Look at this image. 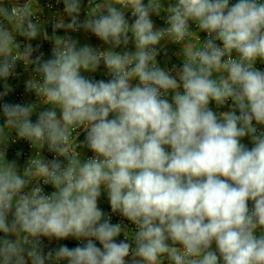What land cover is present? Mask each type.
<instances>
[{
  "label": "clouds",
  "instance_id": "obj_1",
  "mask_svg": "<svg viewBox=\"0 0 264 264\" xmlns=\"http://www.w3.org/2000/svg\"><path fill=\"white\" fill-rule=\"evenodd\" d=\"M56 3L0 0V264H264V0Z\"/></svg>",
  "mask_w": 264,
  "mask_h": 264
},
{
  "label": "crops",
  "instance_id": "obj_2",
  "mask_svg": "<svg viewBox=\"0 0 264 264\" xmlns=\"http://www.w3.org/2000/svg\"><path fill=\"white\" fill-rule=\"evenodd\" d=\"M21 3H24V0H22ZM31 3L35 4V0H31ZM82 4L86 6L87 5V0H82ZM62 8H63V5L58 11H62ZM50 16H51V14H49V13H46V12L43 13V18H48ZM83 18H84V13L82 11L81 19H83ZM65 19L67 21L68 18L65 17ZM129 19H131V17H129ZM153 19L155 20V23H156V25L158 27H163L164 26L162 24V22L158 18L154 17ZM47 31L49 32V34H51V31L48 29V27H47ZM58 34L59 35H64L65 34L64 30H58ZM69 34L72 35L74 38H78L80 40L81 44L89 43V44H91L93 46H98L101 49L107 47L106 45H103V43L101 41H99L98 39L91 38V37L88 36V34H84L82 31L79 32V33H69ZM200 35H202V34H200ZM41 42H44V41H42L41 39L38 38L36 41H33L32 43L33 44H37V43H41ZM45 43L50 45V43H48V42H45ZM176 50L177 49L174 46H169L168 47V56L171 57V61L168 63L169 67H171V63H179V61L177 60V58L174 55ZM48 56H50V54ZM158 59L161 61V65L164 66L165 58L163 57V55L161 57H158ZM102 67H101L100 71L95 74V78L96 79H101V73H102V70H103ZM257 67H259L262 70H264V65H261V64L258 63ZM85 75H89V74L85 73ZM30 76H31V73L29 71H25L18 80L14 81V82H8L13 87L14 91L12 93H10L7 97H4L3 100H5L6 102L11 103L10 97L14 93H16L18 90H25V81L28 80L30 78ZM2 90H3V84L0 85V91H2ZM35 99L36 98H35L34 94L26 93L23 96V103L34 102ZM210 107H212L213 110H217L214 103L212 105H210ZM227 110H228L227 107L219 109V111H227ZM34 116L35 115H33V117ZM2 122H3V118H2ZM242 142L245 143L248 147L252 146L251 143H250V140L248 138H244V140ZM84 152L86 153L88 151L85 149ZM106 202H107L106 197L102 196L101 201H100V206L105 210V212H106V210L108 208H110L108 202L107 203ZM2 236H3V233H0V237H2ZM10 238L11 239H15L14 237H10ZM118 239H120V237ZM60 244H66V245L69 246V243H67L65 240H63V241H55V247L54 248L58 247ZM63 264H66V262H63Z\"/></svg>",
  "mask_w": 264,
  "mask_h": 264
},
{
  "label": "built area",
  "instance_id": "obj_3",
  "mask_svg": "<svg viewBox=\"0 0 264 264\" xmlns=\"http://www.w3.org/2000/svg\"><path fill=\"white\" fill-rule=\"evenodd\" d=\"M19 2L21 3L22 0H19ZM22 4V3H21ZM40 4L41 6L43 7V13L46 12V13H49V14H53L54 12H57L61 7H62V3L60 4H57L56 3V0H40ZM51 4L52 5V8H49L48 5ZM51 17V16H50ZM48 17V18H50ZM129 17H130V14H129ZM43 18V16H42ZM160 20V19H159ZM162 22V24L164 25L163 21L160 20ZM48 29L52 32V27L51 25H47ZM201 37L203 38L204 37V33H201ZM89 37L91 38H94V39H97L95 38L94 36H92L91 34H88ZM42 45L41 47V51H43L45 53V58L48 57V55L50 54V48L51 46L45 42H41L40 43ZM34 46L36 44H33ZM103 69V67H102ZM25 71H29V70H25L24 66L22 63H18L17 64V67H16V73L17 75L15 77H10L8 82H14L16 80H18L22 74L25 72ZM30 72V71H29ZM107 77L104 75V69L102 70V73H101V79H106ZM3 84V81H0V85ZM25 93V90H18L16 93H14L10 99H11V103H23V96H24ZM3 102H6L5 100H0V103H3ZM2 112L0 113V123H3L2 122ZM33 121H35L36 117H32ZM83 134H81L80 136V139L83 140ZM21 152L22 155L20 156V158L24 161V163L26 162L28 156L31 154L32 152V149L30 148L29 144L26 142V141H23V140H20V141H17L16 143H13V144H10L9 148H8V153L9 152H12V153H17V152ZM86 155L88 156H91L92 153L90 151L86 152L85 153ZM44 155L47 157V158H52L51 157V154L47 153L45 151ZM45 191L46 192H51L53 191L52 188L50 186H47L45 188ZM106 212H110V208H108L106 210ZM121 218L119 216H113V223H116V222H119ZM125 223H127L125 221ZM120 239H123V235H121ZM67 243H69V246L70 247H75L77 246L78 244H80L81 242L80 241H76L72 238H69L67 240H65ZM44 245H45V251H47L49 248H54L55 247V240H53L52 242H49L46 238H44ZM97 246H99L98 242H97Z\"/></svg>",
  "mask_w": 264,
  "mask_h": 264
},
{
  "label": "trees",
  "instance_id": "obj_4",
  "mask_svg": "<svg viewBox=\"0 0 264 264\" xmlns=\"http://www.w3.org/2000/svg\"><path fill=\"white\" fill-rule=\"evenodd\" d=\"M7 155H8L9 160H17V162L21 166H23L25 164L24 161L20 157L18 158L15 153L9 152V153H7Z\"/></svg>",
  "mask_w": 264,
  "mask_h": 264
},
{
  "label": "rangeland",
  "instance_id": "obj_5",
  "mask_svg": "<svg viewBox=\"0 0 264 264\" xmlns=\"http://www.w3.org/2000/svg\"><path fill=\"white\" fill-rule=\"evenodd\" d=\"M107 203V202H106ZM107 205V204H106Z\"/></svg>",
  "mask_w": 264,
  "mask_h": 264
}]
</instances>
